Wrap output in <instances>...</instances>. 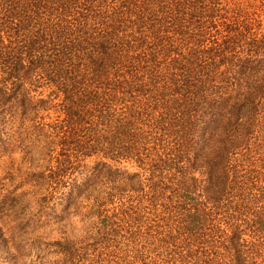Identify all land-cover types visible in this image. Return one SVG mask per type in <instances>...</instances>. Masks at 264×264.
Segmentation results:
<instances>
[{
	"label": "rangeland",
	"instance_id": "obj_1",
	"mask_svg": "<svg viewBox=\"0 0 264 264\" xmlns=\"http://www.w3.org/2000/svg\"><path fill=\"white\" fill-rule=\"evenodd\" d=\"M9 68L0 56V264H264V63L196 65L190 93L121 90L106 127L69 115L67 81Z\"/></svg>",
	"mask_w": 264,
	"mask_h": 264
},
{
	"label": "trees",
	"instance_id": "obj_2",
	"mask_svg": "<svg viewBox=\"0 0 264 264\" xmlns=\"http://www.w3.org/2000/svg\"><path fill=\"white\" fill-rule=\"evenodd\" d=\"M101 1L0 0V56L10 67L7 75L40 69L52 81H67L69 115L92 110L102 119L99 126L106 127L108 102L121 90L140 94L151 87L153 93L181 84L190 93L196 65L241 70L264 63V57L256 62L264 51V23L250 20L264 12V0H113L102 13L94 7ZM40 11H51L57 27L71 18L74 29L68 26L64 30L70 32L62 33L50 27L51 19ZM251 89L264 91V81ZM255 98L225 109L238 113ZM106 129L98 136L111 133ZM237 261L244 264L238 256Z\"/></svg>",
	"mask_w": 264,
	"mask_h": 264
}]
</instances>
